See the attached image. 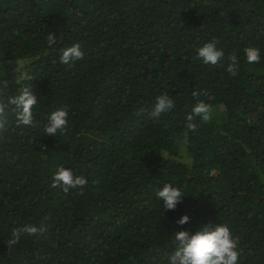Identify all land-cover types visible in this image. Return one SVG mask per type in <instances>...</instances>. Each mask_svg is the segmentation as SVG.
I'll return each instance as SVG.
<instances>
[{"label":"trees","instance_id":"trees-1","mask_svg":"<svg viewBox=\"0 0 264 264\" xmlns=\"http://www.w3.org/2000/svg\"><path fill=\"white\" fill-rule=\"evenodd\" d=\"M213 39L216 66L196 58ZM74 44L84 59L60 63ZM25 86L33 126L9 106L0 134V264H169L174 233L209 223L238 238V264H264V0H0V99ZM160 95L174 107L152 118ZM199 101L212 118L190 131ZM62 108L68 129L46 135ZM60 167L87 185L53 188ZM165 184L183 191L175 210ZM26 225L44 231L8 248Z\"/></svg>","mask_w":264,"mask_h":264},{"label":"clouds","instance_id":"clouds-1","mask_svg":"<svg viewBox=\"0 0 264 264\" xmlns=\"http://www.w3.org/2000/svg\"><path fill=\"white\" fill-rule=\"evenodd\" d=\"M49 47L56 44L54 34H49L47 37ZM246 60L249 64L260 62V51L255 47L244 49ZM224 57L222 49L217 48V41L213 39L205 43L197 49V59H201L204 64L216 66ZM84 59V52L79 44H74L71 47L61 50L60 63L64 65H73L78 60ZM231 61L227 71L232 75L238 74L237 57L233 54L228 57ZM28 79H31L30 77ZM5 82V86H6ZM194 97L200 95L199 92L192 93ZM37 105L36 96L33 94L32 87L25 86L20 90V93L11 97L5 102L0 99V134L7 131L8 124L7 109L12 106L15 112L18 124L24 126H33V108ZM174 101L168 95H160L156 98L154 108L150 113L152 118H158L161 114L173 109ZM68 111L66 109H58L53 111L48 117V123L44 126V132L48 136L55 137L59 132L64 134L68 129ZM199 117L203 122H208L212 118L211 105L205 104L203 101L197 102L192 108V112L187 116L188 123L186 127L190 131H195L197 128L194 119ZM88 181L83 176H77L71 169L60 167L53 176V188H62L67 193L70 189H83ZM83 193L81 192V195ZM157 198L164 202L166 210H175L178 203L184 197L183 191L180 188L173 187L171 184H165L162 189L158 190ZM189 218L183 216L177 223L184 225ZM43 228H37L32 225H26L22 229H14L12 231V239L7 242L8 248L19 243L22 233L28 235H36L42 233ZM177 244L176 250L170 257L169 264H238L240 252L237 250L239 240L233 238L227 225L213 226L211 223L204 226L195 234H190L187 231H179L174 233Z\"/></svg>","mask_w":264,"mask_h":264}]
</instances>
